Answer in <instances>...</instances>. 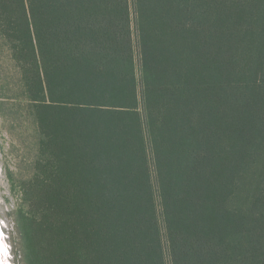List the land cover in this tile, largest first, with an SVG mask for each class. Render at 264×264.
Instances as JSON below:
<instances>
[{
	"label": "trees",
	"instance_id": "16d2710c",
	"mask_svg": "<svg viewBox=\"0 0 264 264\" xmlns=\"http://www.w3.org/2000/svg\"><path fill=\"white\" fill-rule=\"evenodd\" d=\"M0 37L25 264H264V0H0Z\"/></svg>",
	"mask_w": 264,
	"mask_h": 264
},
{
	"label": "rangeland",
	"instance_id": "374dc122",
	"mask_svg": "<svg viewBox=\"0 0 264 264\" xmlns=\"http://www.w3.org/2000/svg\"><path fill=\"white\" fill-rule=\"evenodd\" d=\"M23 75L0 37V220L10 264H25L15 228L17 209L25 208V185L33 180L41 135L33 107L24 96Z\"/></svg>",
	"mask_w": 264,
	"mask_h": 264
},
{
	"label": "bare ground",
	"instance_id": "6f19581e",
	"mask_svg": "<svg viewBox=\"0 0 264 264\" xmlns=\"http://www.w3.org/2000/svg\"><path fill=\"white\" fill-rule=\"evenodd\" d=\"M2 225L3 224L1 223V220H0V264H10L8 260L9 252H8L7 244L4 238Z\"/></svg>",
	"mask_w": 264,
	"mask_h": 264
}]
</instances>
